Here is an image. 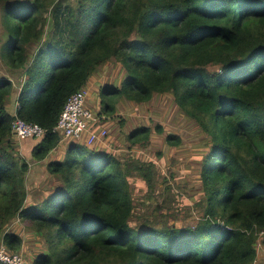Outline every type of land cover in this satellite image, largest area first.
Returning <instances> with one entry per match:
<instances>
[{
    "label": "trees",
    "instance_id": "trees-1",
    "mask_svg": "<svg viewBox=\"0 0 264 264\" xmlns=\"http://www.w3.org/2000/svg\"><path fill=\"white\" fill-rule=\"evenodd\" d=\"M0 4L6 37L0 58L26 74L16 89L0 78V241L6 249L19 253L22 237L11 224L22 221L44 246L29 264H253L257 242L264 248V0ZM53 32L59 35L48 51ZM107 62L123 74L118 83L98 87L105 113L119 97L140 104L171 94L205 135L203 214L193 224L141 221L132 180L150 181L154 167L145 156L124 160L69 141L63 157L46 160L59 145L54 126L65 101ZM13 93L17 106L8 111ZM16 117L44 132L40 140L29 138L31 158L55 182L40 193L25 184L29 162L13 137ZM153 131L162 134L163 127L140 124L127 140L144 148ZM164 137L168 145L182 144L170 132Z\"/></svg>",
    "mask_w": 264,
    "mask_h": 264
},
{
    "label": "rangeland",
    "instance_id": "rangeland-1",
    "mask_svg": "<svg viewBox=\"0 0 264 264\" xmlns=\"http://www.w3.org/2000/svg\"><path fill=\"white\" fill-rule=\"evenodd\" d=\"M51 29L53 31V28ZM57 35L59 34L53 32V36L47 42L49 44L46 43L47 47L44 49L48 50L52 47L54 42H51L56 39ZM4 39L6 37L1 23L0 9V45ZM122 74L123 70L117 63L107 62L88 78L86 87L89 95L86 105L98 116L103 117L96 125H103L107 130L105 138L95 141L90 147L112 152L124 160L129 158L143 160L145 156L146 161L153 162L154 170L150 171L151 178L148 183L141 178L132 180L134 203L138 208V213L142 216L141 221L155 226H161L164 222H175L177 226L191 225L203 214L201 202L203 194L200 191L199 171L200 161H202L201 153L206 150V147L202 146L205 135L196 132L197 126L190 121L191 119H186L171 102V94H156L151 101L140 104L119 97L114 111L111 114L105 113L102 110L100 98L97 96L98 87L103 83H118ZM2 77H8L16 89L26 77L25 69L24 71L11 69L0 58V78ZM11 98H16V94L13 93ZM11 98L7 103V106L10 103L8 111H11L13 106L11 103L14 104ZM140 124L150 126L151 129L156 124L161 125L163 133L158 134L153 131L149 140L144 144V148L131 145L127 140L128 133ZM168 132L179 136L182 144L168 145L164 140V134ZM15 140L18 143L19 154L29 162L25 175V184L29 192L31 193L30 190L33 189V192L35 191L33 194L40 193L47 190L50 183L55 184V182H49L43 162H35L31 158L32 140L24 138H15ZM24 140L31 142L27 143ZM69 141L76 142V139L59 141L61 146L54 149L53 154L57 153L63 157L64 145ZM78 141L82 142V139ZM46 160H50V157ZM145 163L147 166V162ZM146 185L152 187L148 188ZM11 229L21 235L22 246L19 254L26 264H29L35 254L44 250L43 241L38 237L35 238V235L30 233L22 221L13 222ZM261 246L258 241L257 255L253 264H264V248Z\"/></svg>",
    "mask_w": 264,
    "mask_h": 264
},
{
    "label": "built area",
    "instance_id": "built-area-1",
    "mask_svg": "<svg viewBox=\"0 0 264 264\" xmlns=\"http://www.w3.org/2000/svg\"><path fill=\"white\" fill-rule=\"evenodd\" d=\"M88 95V88L84 86L72 93L64 103L54 126V130L60 135L61 141L64 138L68 140L76 139V141L82 139V142L86 145H92L95 141L102 140L105 137L106 130L103 125H96L100 117L96 116L86 105ZM12 132L18 139H25L29 135L37 137L43 135L41 127L26 123L18 117L13 120ZM0 263L25 264V261L19 253L9 252L1 240Z\"/></svg>",
    "mask_w": 264,
    "mask_h": 264
},
{
    "label": "crops",
    "instance_id": "crops-1",
    "mask_svg": "<svg viewBox=\"0 0 264 264\" xmlns=\"http://www.w3.org/2000/svg\"><path fill=\"white\" fill-rule=\"evenodd\" d=\"M11 100H13V102H14V101H15V98H14V99L11 98ZM9 102H10V100H9ZM9 105H10V103H9ZM9 105L7 106V108H9ZM11 105H13L12 108H11V111H14L15 104H12V103H11ZM27 139H29V138H27ZM68 143H69V142H68ZM68 143H65L62 153H64L65 147H66V145H67ZM60 146H61V144H59L56 148L58 149ZM56 148H55V149H56ZM49 157H50V159H53V158H57V159H59V157H62V155H58L57 153H54V154H53V152H52V153L50 154Z\"/></svg>",
    "mask_w": 264,
    "mask_h": 264
},
{
    "label": "bare ground",
    "instance_id": "bare-ground-1",
    "mask_svg": "<svg viewBox=\"0 0 264 264\" xmlns=\"http://www.w3.org/2000/svg\"><path fill=\"white\" fill-rule=\"evenodd\" d=\"M66 102V101H65ZM61 113V112H60ZM60 115V114H59ZM32 125V124H31ZM37 126V125H36ZM56 132V131H55ZM57 133V132H56ZM43 135H44V132H43ZM43 135L41 136V137H37V136H34V135H29V136H26L25 137V139H27V138H35V139H37V140H40L42 137H43ZM14 137V136H13ZM15 138H18V137H16L15 136ZM64 140H67L66 138H64ZM88 146H90V145H88Z\"/></svg>",
    "mask_w": 264,
    "mask_h": 264
},
{
    "label": "clouds",
    "instance_id": "clouds-1",
    "mask_svg": "<svg viewBox=\"0 0 264 264\" xmlns=\"http://www.w3.org/2000/svg\"><path fill=\"white\" fill-rule=\"evenodd\" d=\"M13 103L15 104V108H16V106H17V105H16V104H17V103H16V98H15V101H14ZM15 108H14V109H15ZM57 134H58V133H57ZM58 135H59V134H58ZM59 138H60V141H61V137H60V135H59ZM82 143H84V142H82Z\"/></svg>",
    "mask_w": 264,
    "mask_h": 264
}]
</instances>
